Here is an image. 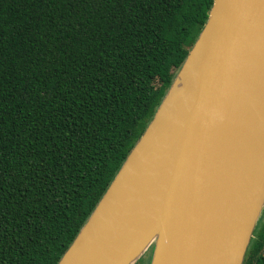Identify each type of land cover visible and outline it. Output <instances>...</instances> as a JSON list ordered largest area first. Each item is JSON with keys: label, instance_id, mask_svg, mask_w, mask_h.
I'll list each match as a JSON object with an SVG mask.
<instances>
[{"label": "trees", "instance_id": "obj_1", "mask_svg": "<svg viewBox=\"0 0 264 264\" xmlns=\"http://www.w3.org/2000/svg\"><path fill=\"white\" fill-rule=\"evenodd\" d=\"M213 3L0 0V264L59 263ZM244 264H264V215Z\"/></svg>", "mask_w": 264, "mask_h": 264}, {"label": "water", "instance_id": "obj_2", "mask_svg": "<svg viewBox=\"0 0 264 264\" xmlns=\"http://www.w3.org/2000/svg\"><path fill=\"white\" fill-rule=\"evenodd\" d=\"M263 215L264 0H214L152 121L58 264H138L151 248V264H244Z\"/></svg>", "mask_w": 264, "mask_h": 264}, {"label": "rangeland", "instance_id": "obj_3", "mask_svg": "<svg viewBox=\"0 0 264 264\" xmlns=\"http://www.w3.org/2000/svg\"><path fill=\"white\" fill-rule=\"evenodd\" d=\"M153 249L148 252L139 264H151Z\"/></svg>", "mask_w": 264, "mask_h": 264}, {"label": "bare ground", "instance_id": "obj_4", "mask_svg": "<svg viewBox=\"0 0 264 264\" xmlns=\"http://www.w3.org/2000/svg\"><path fill=\"white\" fill-rule=\"evenodd\" d=\"M181 89V80L178 81L177 85L175 86V90H179ZM167 109V106H165L163 108V111H165Z\"/></svg>", "mask_w": 264, "mask_h": 264}, {"label": "flooded vegetation", "instance_id": "obj_5", "mask_svg": "<svg viewBox=\"0 0 264 264\" xmlns=\"http://www.w3.org/2000/svg\"><path fill=\"white\" fill-rule=\"evenodd\" d=\"M151 249H152V248H151ZM151 249H150V250H151ZM150 250H149V252H150ZM143 258H144V257H143Z\"/></svg>", "mask_w": 264, "mask_h": 264}]
</instances>
